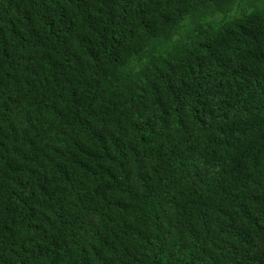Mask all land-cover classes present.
Instances as JSON below:
<instances>
[{"label":"trees","instance_id":"16d2710c","mask_svg":"<svg viewBox=\"0 0 264 264\" xmlns=\"http://www.w3.org/2000/svg\"><path fill=\"white\" fill-rule=\"evenodd\" d=\"M0 264H264V0H0Z\"/></svg>","mask_w":264,"mask_h":264}]
</instances>
